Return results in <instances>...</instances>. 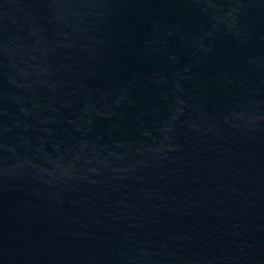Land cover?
<instances>
[{
	"label": "water",
	"instance_id": "1",
	"mask_svg": "<svg viewBox=\"0 0 264 264\" xmlns=\"http://www.w3.org/2000/svg\"><path fill=\"white\" fill-rule=\"evenodd\" d=\"M0 264H264V0H0Z\"/></svg>",
	"mask_w": 264,
	"mask_h": 264
}]
</instances>
